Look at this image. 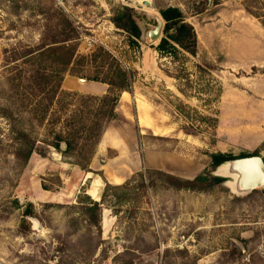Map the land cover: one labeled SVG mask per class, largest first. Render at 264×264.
I'll return each instance as SVG.
<instances>
[{
  "label": "rangeland",
  "instance_id": "374dc122",
  "mask_svg": "<svg viewBox=\"0 0 264 264\" xmlns=\"http://www.w3.org/2000/svg\"><path fill=\"white\" fill-rule=\"evenodd\" d=\"M142 1L56 0L80 38L93 40L88 48L79 38V55L103 47L136 77L85 172L54 151L45 159L33 155L24 167L13 156L22 129L37 140L52 139V128L38 127L22 101L27 66L13 62L40 44L50 8L45 0H0V264H264V190L238 198L222 185L210 194L143 188L139 180L125 186L147 170L195 178L210 170L212 155L228 151L218 103L239 86L237 78L253 82L234 57L242 44L264 43V0H147L149 8ZM199 2L204 12L196 15ZM169 6L180 8L195 29L197 57L180 50L160 55L163 32L150 43L148 34L162 19L158 8ZM123 8L147 15L138 47L110 22ZM73 78L65 77L85 80ZM107 183L118 189H106ZM91 188L105 201L102 243L89 256L79 243L89 232L78 202L89 203ZM27 216L38 219L41 232Z\"/></svg>",
  "mask_w": 264,
  "mask_h": 264
},
{
  "label": "trees",
  "instance_id": "16d2710c",
  "mask_svg": "<svg viewBox=\"0 0 264 264\" xmlns=\"http://www.w3.org/2000/svg\"><path fill=\"white\" fill-rule=\"evenodd\" d=\"M50 10L46 24L43 26L40 44L35 49H28L17 54L13 62L22 60L27 70L22 75V101L26 109L31 107V119L40 128H52L51 141L32 138L27 130L18 132L19 142L13 146V156L20 166H26L33 155L47 158L52 151L60 154L69 163L82 171L90 172L91 162L96 154L108 126L117 118V107L123 93H130L135 85L136 77L132 70L123 66L108 50L98 47L89 56L78 54L80 33L68 15L56 6V0H45ZM218 4V3H217ZM216 4V5H217ZM204 3H198L196 15L204 12ZM159 14L164 23L163 38L156 51L160 55L172 57L179 50L195 57L198 54V37L195 29L187 22L185 13L178 7H159ZM248 14L253 16L248 6ZM41 14L45 15V13ZM260 19L259 16H255ZM147 21V15L133 8H123L113 13L110 22L115 28L125 32L129 44L138 47L141 43L143 30L141 25ZM264 28V22H261ZM209 72L216 71L209 67ZM87 71V72H86ZM86 73V74H84ZM69 75L88 82L106 86V93L101 96L84 95L65 91L62 88L65 77ZM72 109V110H70ZM48 127V128H49ZM186 135L195 133L182 129ZM66 149L62 150L61 145ZM264 149V146H263ZM259 151L240 158L258 156ZM237 159L232 154L217 153L211 156L210 170L201 175L182 179L164 171L147 170L134 179L139 180L143 188L160 186L164 190L189 191L210 194L220 189L222 179L214 178L211 172L222 163ZM106 189H118L106 184ZM89 200L88 204L78 202L80 216L86 227L88 236L79 242L83 253L94 255L101 245V216L105 201ZM22 229L28 231L25 221ZM95 231V234L92 231ZM94 236H97L94 237Z\"/></svg>",
  "mask_w": 264,
  "mask_h": 264
},
{
  "label": "crops",
  "instance_id": "0c3cea01",
  "mask_svg": "<svg viewBox=\"0 0 264 264\" xmlns=\"http://www.w3.org/2000/svg\"><path fill=\"white\" fill-rule=\"evenodd\" d=\"M261 29L264 30L262 26ZM197 56L198 54L195 57ZM234 58L238 71L248 76L249 70H251L252 76L250 78H253V82L244 84L237 78L236 85L239 86H236L233 91H228V100L222 99L220 102L222 104L218 103V108L224 109L219 113L218 126L225 132L224 139L228 147V151L223 154L229 153L236 158H240L243 155H252L259 151V155L264 157V43H249L248 46L242 44L237 49ZM231 71L234 70L231 69ZM73 79H64L62 88L64 87L65 91L93 96H101L106 93L107 88L103 84L94 82H88L87 84L79 80L78 84ZM87 85L93 86L91 89H86ZM102 86L104 88H101ZM105 137H102L103 143ZM98 152L99 149L97 148L96 154ZM91 190L92 188L86 192V195H89L93 201L99 202L97 191Z\"/></svg>",
  "mask_w": 264,
  "mask_h": 264
},
{
  "label": "water",
  "instance_id": "95a60500",
  "mask_svg": "<svg viewBox=\"0 0 264 264\" xmlns=\"http://www.w3.org/2000/svg\"><path fill=\"white\" fill-rule=\"evenodd\" d=\"M128 3L131 0H123ZM210 2V0H208ZM142 6L149 8L151 3L147 0L141 2ZM164 23L162 19H156V27L149 32V41L154 44L162 35ZM82 83H88L86 80H80ZM65 150V144L61 145ZM211 175L214 178L222 179V187L227 188L229 192L238 198L245 197L255 191L264 190V157L262 155L237 158L226 161L216 167ZM27 223H31L34 230L42 231V226L37 218L26 217Z\"/></svg>",
  "mask_w": 264,
  "mask_h": 264
},
{
  "label": "built area",
  "instance_id": "2783aa9c",
  "mask_svg": "<svg viewBox=\"0 0 264 264\" xmlns=\"http://www.w3.org/2000/svg\"><path fill=\"white\" fill-rule=\"evenodd\" d=\"M80 40H84L85 41V43H87V46H88V48H91L92 47V44H93V40H91V39H89V38H87V37H81L80 38Z\"/></svg>",
  "mask_w": 264,
  "mask_h": 264
}]
</instances>
